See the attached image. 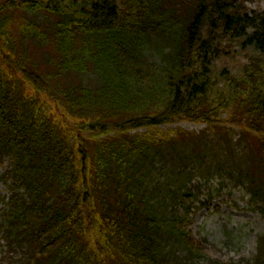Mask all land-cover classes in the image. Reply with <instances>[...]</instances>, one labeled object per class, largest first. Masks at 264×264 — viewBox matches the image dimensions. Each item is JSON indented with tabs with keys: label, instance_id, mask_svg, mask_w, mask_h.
I'll use <instances>...</instances> for the list:
<instances>
[{
	"label": "trees",
	"instance_id": "16d2710c",
	"mask_svg": "<svg viewBox=\"0 0 264 264\" xmlns=\"http://www.w3.org/2000/svg\"><path fill=\"white\" fill-rule=\"evenodd\" d=\"M241 1L0 3V264H206L181 214L196 171L243 185L264 215V60L236 78L216 65L231 43L264 56V14ZM30 43L55 54L48 72ZM226 113L242 152L215 125ZM182 120L215 141L157 132Z\"/></svg>",
	"mask_w": 264,
	"mask_h": 264
},
{
	"label": "rangeland",
	"instance_id": "374dc122",
	"mask_svg": "<svg viewBox=\"0 0 264 264\" xmlns=\"http://www.w3.org/2000/svg\"><path fill=\"white\" fill-rule=\"evenodd\" d=\"M2 1L0 0V3ZM239 5L245 12L264 14V0H242ZM225 48V55L216 64L218 73L223 71L224 77L229 75L236 78L237 75L244 72L246 67L252 68L255 62L264 60V56H260L252 49L243 51L236 43L227 44ZM28 50L30 59L41 63L43 72H48L46 60L55 58L50 47L39 48L34 43H30ZM152 60L156 61L153 58ZM66 81L67 84L79 81V78L73 75ZM80 82L86 86H95L92 75L82 77ZM226 114L217 120L215 125L219 128L232 129L231 137L236 146L237 142L242 140L243 134L237 125L229 122L228 113ZM177 130H182L191 136L206 134L213 141L215 139L212 134L217 131L215 127L202 121L182 120L162 125L157 132L168 134L174 140L181 141L179 134L175 135ZM139 131L146 132L144 128ZM248 139L250 145L256 148L259 136L250 133ZM236 147L242 152V147ZM239 154L242 153L239 152ZM246 154L252 153L247 151ZM7 168L8 163L0 164V177L3 176ZM192 175L194 178L189 188L196 189L193 192L195 197L186 202V206H181V214L188 217L191 223L188 225V229L193 236L197 239H206L211 245L206 257L208 260L206 264H245L254 262L259 253L264 255V215L257 211L263 203L251 202L248 190L222 173L215 172L210 176H203L196 171ZM8 195L7 185L0 180V198ZM2 207L3 204L0 202V208ZM1 243L5 245L4 241ZM3 257L2 247H0V260Z\"/></svg>",
	"mask_w": 264,
	"mask_h": 264
}]
</instances>
